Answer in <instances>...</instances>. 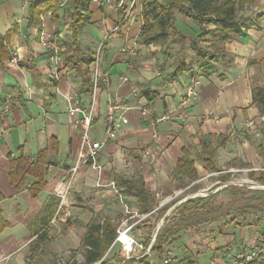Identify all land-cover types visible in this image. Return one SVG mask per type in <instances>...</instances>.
Returning a JSON list of instances; mask_svg holds the SVG:
<instances>
[{
  "label": "crops",
  "instance_id": "0c3cea01",
  "mask_svg": "<svg viewBox=\"0 0 264 264\" xmlns=\"http://www.w3.org/2000/svg\"><path fill=\"white\" fill-rule=\"evenodd\" d=\"M44 1L0 0L3 47L0 52V264L84 263L88 253L85 238L90 228L95 236L100 235L105 225L117 231L124 220V203L132 211L141 212L137 199L122 185L124 181H141L152 196L153 209L145 214L149 216L130 232L140 243L145 238L152 239L161 222L156 221V211L175 203L169 207L171 212L200 187L201 178L191 159L190 147L196 154L203 152L206 168L217 173L216 179L223 188L237 187L232 183L237 174H244L249 183H256L250 173L264 171V160L258 150L259 147L264 150V129L259 128L261 114L252 103V88L264 87V0H256L239 13L251 21L239 35L224 43L213 36L207 42L202 40L201 46L215 54L210 76L198 69L196 56L189 48L188 38L198 36L190 19H187L191 22L188 29H178L186 37L184 45L175 41L164 46L140 45L142 7L149 0H139L130 19L105 41L106 35L119 27L125 9H109L90 0L88 9L82 11L90 19L78 36V56L91 57V61L87 59L82 65L86 76L76 74L68 63L73 50L66 0L56 7L57 21L47 12L30 23L31 7ZM43 32L59 36L63 51L57 65L49 61L40 43ZM101 44L98 67L101 82L93 97L83 82L89 80L92 84L93 63ZM12 53L17 58L14 65L10 63ZM181 60L193 70L169 81ZM121 77L127 82L121 83ZM195 81L198 85L194 95L187 97V90ZM144 92L155 96L149 95V99ZM76 103L93 113L89 132L92 142L104 139L109 104L116 103L126 110L123 115L127 125H122L116 138L107 141L100 150L101 172L86 164H79L77 171L71 172L80 162L83 132V126L75 123L77 117L67 112ZM143 109L150 116H143ZM168 113L171 115L168 121L157 124L151 120ZM221 136L227 139L221 140ZM184 151L193 162L196 180L170 189L173 170L180 183L183 178L190 179L177 169ZM41 152L44 155L40 159L45 163L43 186L33 196L31 191L38 178L27 175L24 186L17 189L9 176L10 159L21 157L36 163ZM226 175L229 181L221 183V177ZM109 183H114L115 190L107 186ZM193 187L196 191L185 193ZM65 191L63 205L68 206L67 218L57 215L61 205L58 195ZM178 196L182 197L179 201ZM196 197L199 195L188 199ZM56 202L54 214L43 230L44 238L36 240L33 232L38 226L37 217L43 212L48 215L53 210L48 206ZM135 222L136 219L129 223ZM149 226L153 230L151 235L146 230ZM137 227L140 228L134 231ZM248 228L236 229L229 236L188 231L167 247L172 251L173 263L189 259L195 264H230L240 246L262 241L260 234L256 235L257 242L246 239L251 235ZM114 242L100 262L113 261L115 257L123 259L120 245ZM147 259L160 264L152 254Z\"/></svg>",
  "mask_w": 264,
  "mask_h": 264
},
{
  "label": "trees",
  "instance_id": "16d2710c",
  "mask_svg": "<svg viewBox=\"0 0 264 264\" xmlns=\"http://www.w3.org/2000/svg\"><path fill=\"white\" fill-rule=\"evenodd\" d=\"M62 0H46L30 9V23L33 24L40 15L47 12L51 13L54 21H57L56 7ZM256 0H149L143 5L142 9V28L139 35V43L143 46L151 45H171L173 41L184 45L186 37L181 34L176 27V13H179L183 18L190 19L197 29L198 36L196 38L189 37V48L196 56V65L198 69L203 70V74L210 76L213 72L211 62L215 59V54L205 47L201 46L204 39L208 41L209 37H217L219 41L224 43L239 35L243 29L251 22L247 17L239 16L245 8L252 6ZM90 0H66V6L70 21L69 26L72 29V50L73 54L69 58L68 63L73 67L76 74L86 76L87 71L83 68L88 59L91 57L80 58L78 56V36L82 28L90 19L88 13L82 14V11L88 9ZM213 27L208 30V27ZM2 45L0 43V52L2 53ZM169 50V49H166ZM221 53V52H219ZM223 54V53H221ZM178 62V61H177ZM193 68L187 65L183 60L177 63V66L172 74L169 76V81L176 80L181 74L191 72ZM87 88L91 90V83L89 80L83 82ZM144 95L155 96V93L144 92ZM252 103L259 108L261 116H264V87L254 86L252 88ZM221 140L227 138L221 136ZM260 155L264 160V150L258 148ZM184 156L178 161L177 169L181 174H186L191 181L196 180L193 162L187 159L188 152L184 151ZM43 152L40 153L36 163L19 157L10 159L9 176L12 184L18 189L24 186L27 175H33L38 178V183L31 191L33 196L43 186L44 169L42 167L44 161L42 158ZM257 175V176H255ZM251 180L264 186V171L257 174L250 173ZM221 183H227L228 177H221ZM122 185L130 196L137 199V203L141 207L140 214H149L153 209L152 196L149 194L141 181L133 182L124 181ZM196 187L190 188L187 192L196 191ZM159 208L156 221L162 220L163 224L156 235L155 242L151 249V254L159 260L162 264L164 249L171 245L180 237L181 233L188 231H196L199 234L212 236H229L235 229H243L251 226L254 221L264 219V190L249 191L246 188H239L235 186H227L216 193L210 194L206 197H196L188 199L175 207L166 217L171 206ZM53 210L46 215L44 212L39 215L35 221L38 225L33 234L36 235V240L41 241L44 238V228L50 222L57 202L53 206ZM47 207V208H48ZM170 207V208H169ZM153 214V213H152ZM151 215V214H150ZM166 217V218H165ZM223 221V222H222ZM206 229L205 227H208ZM231 227L229 230L228 228ZM137 227L134 229H139ZM148 235L152 233V227H147ZM262 242L264 243V229ZM89 236L85 238L88 245V253L85 257V262L82 264H95L100 262L108 252L111 244L114 242L117 233L116 228L110 225H105L101 229L100 235L95 236L94 229L88 230ZM151 238H145L142 243L145 248L150 244ZM259 243V242H258ZM234 244V241L232 242ZM65 264H77L76 262ZM99 264H152L147 257L142 260L130 259L125 260L115 257L113 261H102ZM172 264H195L188 260H180ZM264 264V258L259 263Z\"/></svg>",
  "mask_w": 264,
  "mask_h": 264
},
{
  "label": "built area",
  "instance_id": "2783aa9c",
  "mask_svg": "<svg viewBox=\"0 0 264 264\" xmlns=\"http://www.w3.org/2000/svg\"><path fill=\"white\" fill-rule=\"evenodd\" d=\"M94 3H97L99 6H103L109 9H125V14L120 22L119 27L113 29V31L109 32L103 41L109 38L112 33H115L121 26H123L131 17L132 13L135 11V8L139 4V0H117V2L113 3L112 0H92ZM40 43L44 50L48 53L49 61L54 65H57L61 59L62 48L59 43V36L55 34H46L45 32L40 34ZM102 48V44L99 47V50L95 56L94 60V73L93 80L91 84V93L94 97L96 90L99 87V83L101 82V77L98 73V67L100 64V51ZM134 54V53H133ZM136 54V53H135ZM11 64L17 63V58L14 53H12V58L10 59ZM121 83H126L127 79L125 77H121ZM198 85V82H194L191 87L187 90V97H191L194 95V88ZM132 93H136L135 90ZM126 110L121 105L109 104L106 111L105 117V136L104 139L100 142H92L89 139V132L92 128L94 117L91 109H85L80 106L79 103L75 105H70L67 112L71 117H77L76 124H80L83 126L82 132V142L81 149L79 152V160L80 162L71 170L72 174L75 173L78 169L79 164H86L91 167V169L101 172L102 166L99 163V156L101 148L106 144L107 141L114 140L116 138V132L122 125H127L128 120L123 115ZM141 114L143 116H150L149 112L145 109L141 110ZM171 115L163 114L157 118H151L154 123H161L164 121H168ZM259 125L261 129H264V116H261L259 119ZM249 126H253L252 123ZM98 185H101L98 182ZM115 190L114 183H109L107 185ZM259 190H264V187H256ZM117 195L118 192L116 191ZM66 191L62 194H59V199L61 205L57 212L58 214H62L65 218L69 216L68 206L63 205L66 199ZM64 207H63V206ZM124 209V220L121 223L120 227L117 229V236L115 238L114 243H118L121 247V250L124 255L125 260L136 259L142 260L145 257L151 256V249L156 239V233L150 241V244L147 248L143 246L142 243L136 241L131 235V229L138 223L144 221L149 215H140L136 211H132L127 204H123ZM136 219L137 222L134 224H130L131 220ZM264 258V243L261 241L256 243L255 245L249 246H240L236 251L232 261L230 264H251L255 262H260ZM174 258L172 256V251L166 247L163 252L162 264H172Z\"/></svg>",
  "mask_w": 264,
  "mask_h": 264
},
{
  "label": "rangeland",
  "instance_id": "374dc122",
  "mask_svg": "<svg viewBox=\"0 0 264 264\" xmlns=\"http://www.w3.org/2000/svg\"><path fill=\"white\" fill-rule=\"evenodd\" d=\"M176 14L177 15H176L175 24H176L177 29H183V30L184 29H188L190 24H191V22L189 20L183 18L179 13H176ZM189 150H190V153H191V159H193L195 161V163H196V168H197V172H198L199 178H201L200 181H198L199 185H200L198 191L196 192L195 195H192V196H189V197H193V196H196V195H199L201 197H206V196H208V195H210L212 193H215V192L221 190L223 188V185L218 183V181L216 179V177L218 176L217 173L216 172H211L209 169H207L205 163L203 162V158H204L203 152L196 154V150L194 148H192V147H190ZM212 174L214 176H211ZM170 175L173 178L171 183H169L170 189H178L181 186L182 183L189 184V182H191L190 181L191 179L186 177V178H183V181L180 183L179 180H178L180 178L177 176L176 170H173L170 173ZM232 183H234V184H236L238 186H248L249 187V189H248L249 191H258L259 189H257L256 187H260L256 183H253V182L249 183V181L246 180V175H244V174L243 175H240V174L235 175V180H233ZM251 183H253V184H251ZM182 192H183V190H182ZM189 197H186L185 199H183V201L188 199ZM181 198H182L181 196H178L177 200L179 201ZM183 201H180V202H183ZM231 227L232 226H230L228 229L230 230ZM205 228L209 229L210 225H208V227H205ZM263 229H264V219L258 220V221H254L251 224L250 228L247 229V232L250 233L251 235L248 236V237H245V238L248 239V240H251V241L253 240L254 242H257V240H255V238L257 237L256 235L260 234L262 236L263 233H262L261 230H263ZM239 233H241V232H239ZM236 235L239 236L240 234L237 233ZM245 235H248V234L247 233H243V236H245ZM218 242H219V244H221L220 241H218ZM244 246H246V245H244ZM197 251L199 252L200 249L199 250L197 249Z\"/></svg>",
  "mask_w": 264,
  "mask_h": 264
},
{
  "label": "water",
  "instance_id": "95a60500",
  "mask_svg": "<svg viewBox=\"0 0 264 264\" xmlns=\"http://www.w3.org/2000/svg\"><path fill=\"white\" fill-rule=\"evenodd\" d=\"M169 214H170V212L167 213L166 217L169 216ZM166 217H165V218H166ZM163 221H164V220H162V221L159 223V225H158V227H157L156 234H157L158 231L160 230V228H161V226H162V224H163Z\"/></svg>",
  "mask_w": 264,
  "mask_h": 264
}]
</instances>
